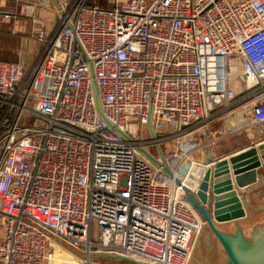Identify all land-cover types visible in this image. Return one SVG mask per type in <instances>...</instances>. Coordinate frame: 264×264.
I'll return each mask as SVG.
<instances>
[{
    "label": "built area",
    "instance_id": "built-area-1",
    "mask_svg": "<svg viewBox=\"0 0 264 264\" xmlns=\"http://www.w3.org/2000/svg\"><path fill=\"white\" fill-rule=\"evenodd\" d=\"M89 1L38 32L35 64L0 63V264H49L48 234L86 256L189 264L204 222L137 147L264 125V0ZM191 147L172 168L184 184Z\"/></svg>",
    "mask_w": 264,
    "mask_h": 264
},
{
    "label": "water",
    "instance_id": "water-1",
    "mask_svg": "<svg viewBox=\"0 0 264 264\" xmlns=\"http://www.w3.org/2000/svg\"><path fill=\"white\" fill-rule=\"evenodd\" d=\"M149 128L153 138L156 137L151 125ZM121 134L127 141H132L128 134ZM137 150L177 186L182 187L185 193L184 201L198 213L214 235L209 239L207 251L197 264H264V214L246 219L248 214L239 196L241 189L259 182V171L264 172V144L216 165L213 159L209 158L208 164L214 166L208 169L197 191L175 177L163 154L160 155L159 161L143 147H137ZM209 150L210 148L208 152ZM224 223H236L235 236L218 227V224ZM48 235L54 242L68 247L61 240ZM99 257L104 258L103 264L122 261L138 264L109 254H92L86 256V260L92 262L93 258Z\"/></svg>",
    "mask_w": 264,
    "mask_h": 264
},
{
    "label": "crops",
    "instance_id": "crops-1",
    "mask_svg": "<svg viewBox=\"0 0 264 264\" xmlns=\"http://www.w3.org/2000/svg\"><path fill=\"white\" fill-rule=\"evenodd\" d=\"M73 1L0 0V63H21L26 66L35 64L44 51V47L35 40L36 35L40 30L48 34L55 32L60 24V8L70 5ZM99 4L103 7L105 4V7L109 8L111 1L96 0L95 5L99 6ZM227 127V124L219 119L209 129H197L182 140V144L193 143L198 147L195 153L198 157L197 165L192 172L196 174L191 178L196 191L208 169L214 166L208 164L209 158H212L216 165L264 144V125L251 124L236 131L228 130ZM208 148H210L209 152ZM259 175L260 180L256 185L239 191L248 215L255 209V202L264 198V172L259 171ZM234 224L236 223L218 224V227L225 231L229 225Z\"/></svg>",
    "mask_w": 264,
    "mask_h": 264
},
{
    "label": "rangeland",
    "instance_id": "rangeland-1",
    "mask_svg": "<svg viewBox=\"0 0 264 264\" xmlns=\"http://www.w3.org/2000/svg\"><path fill=\"white\" fill-rule=\"evenodd\" d=\"M100 5V4H99ZM105 7V4H104ZM233 68H234V77H233V82L232 85L234 84V88H231L238 94H242L247 90V84L242 81L240 74L242 73V69L240 66V61L237 59L233 61ZM257 94L255 95L254 100L252 101V97L250 96L249 98L245 99V103L251 105H254L256 103H261L260 99L256 97ZM146 137L148 138H153V134L151 131L148 130L145 132ZM149 135V136H148ZM157 136L156 132L154 134ZM181 143L183 141H180ZM201 143V142H200ZM193 143H189L188 145L183 144L182 146L179 147V142H170V143H165L162 144L160 147H151L149 149H145L148 151L154 158L160 159V155L163 154L167 160V163L171 167V169L174 167L175 163L178 160L177 154L175 152L176 146L178 148V152L181 153L183 151H188L192 149ZM202 146V143H201ZM190 147V148H189ZM179 156V155H178ZM194 160L196 161L198 157H196V154L193 155ZM195 176V174L190 175V178L192 176ZM263 198V196H262ZM255 209L251 210L247 219L249 218H256L258 216H261L264 214V198L262 201L255 202ZM229 235H236V229H235V224L234 225H229L225 231ZM214 237V235L211 233L209 227L204 223L203 230L196 240V242L193 245V253L191 260L189 264H197L199 259L202 257V255L207 251V247L209 244V239ZM55 246V259L52 260L49 264H89L86 260V255L82 251H75L71 249L69 246H64L59 244L58 242L54 243ZM59 253H58V252ZM104 258L99 257V258H93L91 264H103ZM71 262V263H70ZM121 264H127L126 262L122 261Z\"/></svg>",
    "mask_w": 264,
    "mask_h": 264
},
{
    "label": "bare ground",
    "instance_id": "bare-ground-1",
    "mask_svg": "<svg viewBox=\"0 0 264 264\" xmlns=\"http://www.w3.org/2000/svg\"><path fill=\"white\" fill-rule=\"evenodd\" d=\"M196 174V173H195ZM185 182H187L185 185L186 186H188L189 188H192L193 190H195V185H193L194 184V182L192 181V179L189 177L188 179H186L185 180ZM193 182V183H192ZM58 252V251H57ZM59 253V252H58ZM54 259H55V257H54ZM53 259V260H54ZM71 263V262H70Z\"/></svg>",
    "mask_w": 264,
    "mask_h": 264
},
{
    "label": "trees",
    "instance_id": "trees-1",
    "mask_svg": "<svg viewBox=\"0 0 264 264\" xmlns=\"http://www.w3.org/2000/svg\"><path fill=\"white\" fill-rule=\"evenodd\" d=\"M95 1H96V0H90V1H89V5H90V6H96V5H95ZM99 6L102 7V8H106V7H103L101 4H100ZM233 86H234V84L232 85V88H234ZM240 95H242V94H240Z\"/></svg>",
    "mask_w": 264,
    "mask_h": 264
}]
</instances>
